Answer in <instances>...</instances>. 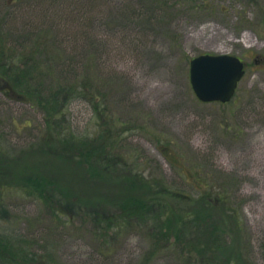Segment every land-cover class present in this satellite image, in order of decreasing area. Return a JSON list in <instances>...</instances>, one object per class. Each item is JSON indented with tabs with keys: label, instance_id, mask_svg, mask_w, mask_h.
<instances>
[{
	"label": "rangeland",
	"instance_id": "374dc122",
	"mask_svg": "<svg viewBox=\"0 0 264 264\" xmlns=\"http://www.w3.org/2000/svg\"><path fill=\"white\" fill-rule=\"evenodd\" d=\"M150 1L146 7L150 6ZM203 1L195 10L193 3L180 5L177 0H161L165 3V13L157 17L161 19L166 14L167 18L143 28L147 44L132 52H127V41L123 47L114 40L115 36L108 30L111 24L102 42L92 44L91 41L92 46L88 48H96L100 53L91 63H86L87 59L83 62L80 58L72 59L70 51L58 54L55 51L58 38L51 40L50 47L43 43L44 34L24 50L28 58L36 52L50 59L52 72L45 73L40 68L34 72V82L43 84L46 93H55L56 87L63 85L70 59L76 61L82 75L93 79L97 76L100 81L97 88L109 99L112 125L130 128L118 137L114 153L127 156L128 166L134 172L137 170L146 179L151 177L163 182L170 193L160 195V200L172 207L188 209L192 206L190 199L171 194L199 196L185 176L189 169L194 176L199 175L206 181L203 188L213 195L224 194L223 208L218 207L221 203L209 201L205 204L209 207H205L206 212L203 205L193 207L208 223L201 225L207 227L201 228L206 235H200L194 250H190L191 261L182 258L183 262L173 256L157 257L153 264H264L260 250L264 237V0ZM4 9L6 13L11 10ZM1 20L2 16L0 29ZM109 23L104 21L103 24ZM141 23L138 29L142 30L144 23ZM61 28L82 31L80 26L62 25ZM86 31L88 35L90 31ZM245 34L254 40L243 41ZM67 42L66 48L77 44L85 53L88 51L82 40L76 38ZM75 48L79 54L78 47ZM205 54L236 56L245 64V74L227 104L201 103L192 91L189 62ZM28 58L20 56L19 60ZM91 66L96 69L91 70ZM23 102L0 91L3 138L0 143L8 144L11 149L34 144L41 136L45 139L44 115ZM65 114L66 123L77 127L79 135L98 131L99 123L93 120L87 102L79 99L71 102ZM117 131L120 132L119 128ZM163 150L175 159L176 165L162 156ZM178 161L180 166H177ZM84 190L87 194L91 192L88 187ZM185 201L189 204H182ZM0 204L3 208L0 223L10 226L9 230L16 235L29 239L33 251L47 256L54 264H141L144 256L151 252V242L144 236L146 229L142 227L126 230L117 243L102 245V241H91L89 236L79 233L81 220L78 219L66 226L65 232L60 231L62 227L55 229L59 234H53L49 228L56 227L51 218L36 222L39 209L27 197L8 194L1 198ZM232 213L231 222L227 216ZM215 232L223 236L224 250L230 249L233 254L220 248V252L209 255L213 247L204 246L214 236L210 233ZM203 249L207 254L197 253ZM167 253H171V249Z\"/></svg>",
	"mask_w": 264,
	"mask_h": 264
},
{
	"label": "trees",
	"instance_id": "16d2710c",
	"mask_svg": "<svg viewBox=\"0 0 264 264\" xmlns=\"http://www.w3.org/2000/svg\"><path fill=\"white\" fill-rule=\"evenodd\" d=\"M81 1L7 0L6 3L5 0H0V91L13 100L24 101L23 103L29 104L44 115L42 125H45L43 128L46 129L45 139L41 136L34 144L11 149L8 144L0 143V203L1 198L8 194L27 197L39 209L40 215L35 217L36 222L41 223L42 220L51 218L56 227L54 230L49 228L53 234L55 229L62 227L60 231L64 229L65 232L66 226L78 219L81 220L79 233L89 236L91 241H102V245L117 243L119 238L126 234V230L142 227L146 229L144 236L151 242V252L144 256L141 264H153L157 257L167 259L170 256L183 262V259L191 261L190 250H194V244L198 243L200 235H206L201 228L207 227L201 225L208 223L203 219L201 212L193 207L197 204L203 205L202 209L206 212L205 209L209 207L205 204L209 201L221 203L218 207L223 208L224 194L213 195L211 191L203 188L205 180L199 175L194 176L193 171L189 169L188 172L185 171V176L199 196L193 198L181 192L171 194L181 199H190L192 206L188 209H185V206L172 207L160 200V195L170 193V190L161 184L163 182L151 177L146 179L137 170L134 172L128 166L127 156H117L114 153L118 137L130 128L112 125L114 122L109 112V99L97 88L99 79L95 74L94 79L82 75L78 72L80 68L75 65L79 58L81 62L87 59L86 63L99 58L98 49L88 47L92 46L91 41L92 44L102 42L108 30L113 33L111 36H115L114 40L123 47L125 41L128 42L127 52L146 46L147 35L143 33V28L151 27L156 21L163 22L167 18L166 14L161 19L157 17L158 14L165 13V3H161V0H149L150 6L146 7L148 0ZM177 1L180 5L193 3L195 10L204 4L203 0ZM6 7L11 9L8 13L4 12ZM104 21L110 23L105 26ZM141 22L144 23L142 30L138 29ZM110 24L112 27L107 30ZM62 25H70V28L80 26L82 31L66 30L61 28ZM86 30L90 31L88 35ZM43 34L44 44L51 47V40L58 38L55 51L63 55L70 51V55L74 56L72 59L76 60H68L65 80L63 85L56 87L55 93H46L43 84L34 82V72L37 68L50 73V59L36 52L28 58L24 50ZM76 38L82 40L88 49L86 53L85 49L77 44L66 48L67 41ZM75 47H78L79 54ZM20 56L28 59L19 60ZM95 69V66H91V70ZM77 99L87 102L93 120L99 123L98 131L93 134L79 135L75 130L77 127H71L65 121L67 107ZM61 118L63 120L59 123ZM118 128L120 132L117 131ZM38 129L41 132V126ZM1 136L0 134V141L3 139ZM161 154L172 164L175 163V159L170 158L171 155L167 154L166 150ZM177 166H180L179 161ZM84 187H88L91 192L87 194ZM209 202L207 204H210ZM183 203L186 204L187 201ZM0 209H3L1 204ZM233 216L234 213L227 218L232 222ZM4 226L5 224L0 223V264H54L47 256L35 253L29 239L16 235L9 230L10 226ZM196 230L202 234H198ZM218 233H210L214 236L210 242L205 243L204 248L213 247L210 249L213 252L208 251L210 256L220 252V248L224 250L222 235ZM187 248L190 249L183 251ZM43 249L45 250V247ZM169 249L171 253H167ZM204 250L197 253L207 254V250ZM260 250L264 258V237ZM224 251L233 254L230 249ZM104 253L102 255H105ZM186 253L188 257H184Z\"/></svg>",
	"mask_w": 264,
	"mask_h": 264
},
{
	"label": "water",
	"instance_id": "95a60500",
	"mask_svg": "<svg viewBox=\"0 0 264 264\" xmlns=\"http://www.w3.org/2000/svg\"><path fill=\"white\" fill-rule=\"evenodd\" d=\"M244 73L236 56L205 54L189 62V83L201 103H229Z\"/></svg>",
	"mask_w": 264,
	"mask_h": 264
},
{
	"label": "bare ground",
	"instance_id": "6f19581e",
	"mask_svg": "<svg viewBox=\"0 0 264 264\" xmlns=\"http://www.w3.org/2000/svg\"><path fill=\"white\" fill-rule=\"evenodd\" d=\"M250 40H254L253 38H250V36L249 35H243V41H245V42H247V41H249L248 43H250Z\"/></svg>",
	"mask_w": 264,
	"mask_h": 264
},
{
	"label": "flooded vegetation",
	"instance_id": "af4514ba",
	"mask_svg": "<svg viewBox=\"0 0 264 264\" xmlns=\"http://www.w3.org/2000/svg\"><path fill=\"white\" fill-rule=\"evenodd\" d=\"M244 63V62H243ZM244 66H245V64H244Z\"/></svg>",
	"mask_w": 264,
	"mask_h": 264
}]
</instances>
